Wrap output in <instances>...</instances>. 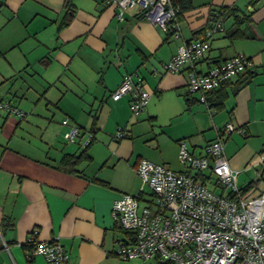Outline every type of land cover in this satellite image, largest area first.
<instances>
[{"label": "crops", "instance_id": "obj_1", "mask_svg": "<svg viewBox=\"0 0 264 264\" xmlns=\"http://www.w3.org/2000/svg\"><path fill=\"white\" fill-rule=\"evenodd\" d=\"M190 2L191 9L177 15L180 35L174 37L138 8L118 20L110 0H0V102L26 114L18 119L0 111V264H46L31 255L30 238L57 240L72 264H164L116 256V242L126 234L111 206L120 194L138 193L135 166L142 158L183 171L179 140L200 155L221 137L239 191L251 185L241 196H258L264 187L258 162L264 151V0ZM219 10L225 11L224 32L195 70L238 53L252 67L216 90L226 92L217 111L188 92L187 68L170 73L164 64L183 42L202 38ZM124 74L141 80L150 96L136 118L130 94L111 98ZM64 118L94 137L74 173L63 158L84 149L80 139L63 140ZM228 123L243 134L222 135ZM118 133L123 136L116 139ZM203 175L210 189L222 191L207 171Z\"/></svg>", "mask_w": 264, "mask_h": 264}, {"label": "built area", "instance_id": "obj_2", "mask_svg": "<svg viewBox=\"0 0 264 264\" xmlns=\"http://www.w3.org/2000/svg\"><path fill=\"white\" fill-rule=\"evenodd\" d=\"M110 4L116 9L118 20L127 10L138 8L163 33L180 35L178 11L171 0H110ZM223 19L222 13L213 12L204 36L183 42L164 64L165 72L170 73L187 68L188 92L197 94L198 102L204 105L210 93L252 67L250 58L238 53L205 72L195 70V64L208 53L211 40L224 32ZM126 94L131 96V116L136 118L147 106L149 93L141 80L134 82L130 74H124L111 98L117 100ZM0 111L18 119L26 115L7 101L0 102ZM61 124L65 127L62 138L67 144L80 139V147L86 149L92 143L93 134L82 135L68 118ZM221 132L243 134L232 123ZM122 136L118 133L116 139ZM177 158L183 171L140 159L135 173L149 189V197L145 198L140 191L136 195L123 193L113 200L111 216L126 234L116 242V256L121 260L155 258L168 264H264V187L254 199L239 194L238 172L228 165L221 137L208 143L200 155L190 152L186 142L179 140ZM258 162L264 167V151ZM206 171L221 192L210 189L203 181ZM35 234L36 231L32 233ZM28 242L32 244L31 255L43 257L46 264H72L57 240L30 238ZM2 246L6 248L3 241Z\"/></svg>", "mask_w": 264, "mask_h": 264}, {"label": "trees", "instance_id": "obj_3", "mask_svg": "<svg viewBox=\"0 0 264 264\" xmlns=\"http://www.w3.org/2000/svg\"><path fill=\"white\" fill-rule=\"evenodd\" d=\"M171 2L176 7V9L178 11L177 15L181 12H184V11L191 9V7H192L190 0H171ZM216 12L222 13L223 18L225 17V11L224 10H219ZM168 35H170V34H168ZM225 99H226V92H224V91L223 92H220V91L212 92L206 98L207 107L209 109H215L217 111L221 110L224 107V100ZM83 159L84 160L88 159L85 149L78 156H66V157H64L63 163H64V166L67 167V172L74 173L75 172L74 168ZM250 186H248L246 189L240 190L239 194L241 195V193L246 191ZM229 197H232V195ZM29 245L32 246V244L30 242H29ZM164 264H168V263H164Z\"/></svg>", "mask_w": 264, "mask_h": 264}, {"label": "rangeland", "instance_id": "obj_4", "mask_svg": "<svg viewBox=\"0 0 264 264\" xmlns=\"http://www.w3.org/2000/svg\"><path fill=\"white\" fill-rule=\"evenodd\" d=\"M86 133H88V132H86ZM79 145H80V141H79ZM139 180H140V178H139ZM138 193L140 192V191H143V193H145L144 194V197L145 198H148L149 196V189L146 187V186H143V184H142V182H141V180H140V185H139V188H138ZM137 193V194H138Z\"/></svg>", "mask_w": 264, "mask_h": 264}]
</instances>
